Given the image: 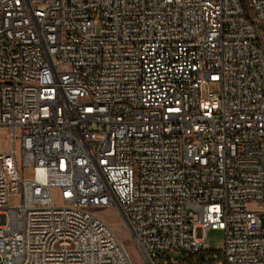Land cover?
<instances>
[{
    "label": "built area",
    "instance_id": "1",
    "mask_svg": "<svg viewBox=\"0 0 264 264\" xmlns=\"http://www.w3.org/2000/svg\"><path fill=\"white\" fill-rule=\"evenodd\" d=\"M0 129V264H264V0H0Z\"/></svg>",
    "mask_w": 264,
    "mask_h": 264
},
{
    "label": "rangeland",
    "instance_id": "2",
    "mask_svg": "<svg viewBox=\"0 0 264 264\" xmlns=\"http://www.w3.org/2000/svg\"><path fill=\"white\" fill-rule=\"evenodd\" d=\"M208 92L219 93L220 87L217 84H209L204 88V95L206 96ZM13 148L12 136L9 130L0 129V153L9 152ZM20 151V147L18 146ZM250 209H255L254 206ZM101 218H103L113 229L115 235L120 240V242L126 247L129 252L133 264H147L145 259L142 257L137 244L135 243L133 236L128 228V226L123 221L119 211L113 208L99 209L95 210ZM225 241V233L220 230H209L206 234V245L212 251H219ZM69 245L66 243H60L59 248H66ZM170 259L180 258V255L173 252L169 254Z\"/></svg>",
    "mask_w": 264,
    "mask_h": 264
}]
</instances>
